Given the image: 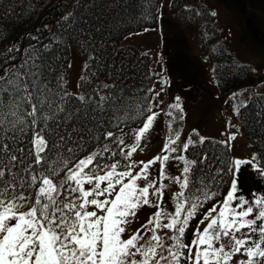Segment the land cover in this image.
<instances>
[{"label":"snow or ice","instance_id":"6c2138e0","mask_svg":"<svg viewBox=\"0 0 264 264\" xmlns=\"http://www.w3.org/2000/svg\"><path fill=\"white\" fill-rule=\"evenodd\" d=\"M98 7L75 0L54 31L36 28L0 57V264H264V151L233 157L240 129L229 122L236 133L219 142L229 152L214 154L205 174L209 153L194 152L207 138L193 129L181 140L182 98L157 101L168 77L149 74L160 91L100 81ZM136 7L139 18L152 7L159 19L163 5ZM73 47L86 60L69 87L58 53ZM161 114L162 147L135 158Z\"/></svg>","mask_w":264,"mask_h":264},{"label":"rangeland","instance_id":"374dc122","mask_svg":"<svg viewBox=\"0 0 264 264\" xmlns=\"http://www.w3.org/2000/svg\"><path fill=\"white\" fill-rule=\"evenodd\" d=\"M172 1L159 0L163 8L159 14L157 28L131 34L123 43L152 56L153 72L168 77L169 84L164 87L161 96L157 97V101L163 100L161 107L171 103L176 96L182 98L186 116L181 140L192 134L193 129L205 138L227 140L230 134L236 133L235 127H229L231 122L240 129L236 139L230 141L232 155L248 157L254 150L241 129L238 116L234 114V106L247 104L255 94H264V0H186L184 3L187 8L203 6L208 7L210 12L215 11L217 15L213 20L219 32V44L261 76L259 83L241 89L235 94V98L221 92L214 75L215 61L210 54L205 55L201 50L199 27L172 14ZM177 51L180 53L178 60ZM85 60L74 48L70 50V75L67 79L69 87H74L80 82L79 77ZM159 79L154 77L152 87L156 91L161 88ZM100 81L107 82L106 79ZM166 136L167 121L161 114L152 132L151 146L146 155L135 158L142 159L156 154ZM169 172L176 174V167L169 168ZM143 220L144 217H141L140 222ZM200 227L202 229L204 225Z\"/></svg>","mask_w":264,"mask_h":264},{"label":"trees","instance_id":"16d2710c","mask_svg":"<svg viewBox=\"0 0 264 264\" xmlns=\"http://www.w3.org/2000/svg\"><path fill=\"white\" fill-rule=\"evenodd\" d=\"M185 1L173 0L170 11L183 21L199 27L201 49L204 54H210L215 61L214 75L223 95L231 96L241 89L259 83L261 76L257 71L236 60L219 44V32L209 9L202 6L188 8L193 11H185ZM74 3L75 0H63V3L61 0H0V57L6 54L5 49L16 39H19L23 46V43L27 42L29 33L36 34L34 32L36 28L49 25L45 30V36L54 31L51 27L52 23L63 11L71 10ZM97 4L99 7L93 10V14L99 19L92 22L96 27L104 30L102 39L105 41L104 66L100 69L103 74L100 75V80L106 79L108 82L114 77L127 89L152 87L154 76L148 78L153 72L152 57L141 53L134 46L124 44L123 41L131 34L157 28L158 19L155 18L153 8H149L152 15L141 19L138 17L137 0H97ZM156 4H159V0H151L153 7ZM108 5L112 7L109 8ZM197 12L200 14L197 15ZM73 48L86 59L84 52ZM69 52L70 50L58 53L62 59L58 62L60 67L57 70L65 72L67 79L70 68L65 65H69ZM100 56L98 47L97 57ZM238 118L241 129L254 152L264 151V94L253 95L247 102V107L240 108ZM219 142L207 138L194 152V155L209 153V161L205 162V174L209 173L207 165L214 161V154L223 155L229 152V149L222 147ZM230 154L232 155L231 150Z\"/></svg>","mask_w":264,"mask_h":264}]
</instances>
